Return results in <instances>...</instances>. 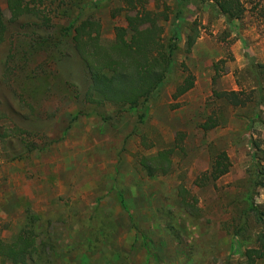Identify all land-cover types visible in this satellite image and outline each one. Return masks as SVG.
Segmentation results:
<instances>
[{
    "label": "rangeland",
    "instance_id": "1",
    "mask_svg": "<svg viewBox=\"0 0 264 264\" xmlns=\"http://www.w3.org/2000/svg\"><path fill=\"white\" fill-rule=\"evenodd\" d=\"M26 1L43 10L54 37L88 19L110 43L128 14L121 0ZM166 3L165 35H177L178 51L143 118L138 109L82 104L87 80L69 44L36 54L33 29L10 25L0 46V241L31 231L58 264H226L258 248L264 222L243 214V198L257 159L264 172V126L249 129L264 87V24L250 13L229 21L213 0ZM0 9L9 19L6 0ZM181 63L194 87L174 99ZM229 91L254 93L245 107L214 96ZM259 110L264 121V102ZM220 151L229 172L201 184ZM254 202L264 212V187Z\"/></svg>",
    "mask_w": 264,
    "mask_h": 264
},
{
    "label": "trees",
    "instance_id": "2",
    "mask_svg": "<svg viewBox=\"0 0 264 264\" xmlns=\"http://www.w3.org/2000/svg\"><path fill=\"white\" fill-rule=\"evenodd\" d=\"M121 2L123 9L128 13L125 17V26L115 27L114 40L103 43L100 25L96 21L88 19L78 21L76 18L68 25L60 26L54 37L49 34L52 27L50 20L43 16V10L31 6L26 0H6L10 18L7 19L0 9V46L6 39L10 25L23 20L24 27L33 29L29 48L35 50L36 54L45 53L51 46L58 50L59 46L69 44L68 55L79 59L87 80L86 89L79 98L82 104L96 107L111 106L124 111L138 109L143 111L140 115L143 118L152 98L171 77L175 65L174 56L178 51V38L175 33L168 37L165 35L164 24L170 16V7L166 0ZM213 2L218 13L229 21L242 20L250 13L251 16L257 15V19L264 24V0H213ZM197 37V32L188 35L187 54L190 53ZM181 67L185 76L175 87L174 99L183 96L194 87V76L184 63H181ZM215 68L217 69V65ZM253 93L214 92V96L230 106L245 107L251 102ZM256 96L259 99L249 119V129L255 121L264 126L259 110L264 102V87L258 88ZM84 114L81 110L78 112V115ZM214 126L211 123L203 125L202 128L208 130ZM230 167L227 153L220 151L213 157L209 169L202 174L204 181L201 184L214 183L226 175ZM263 176L264 172L257 159L250 172V187L243 198L246 206L243 214L245 216L253 214L258 223L264 222V212L254 202V196L257 189L264 187ZM257 240L258 248H247L242 253L241 261L234 263L227 261L226 264H258L264 259V234H259ZM49 248L48 243L37 244L31 231L21 232L10 242L0 241V264H58L53 259L51 262L45 260L46 254H50Z\"/></svg>",
    "mask_w": 264,
    "mask_h": 264
}]
</instances>
